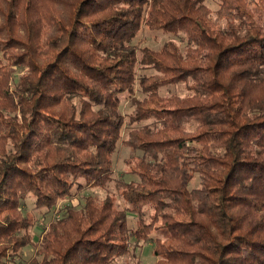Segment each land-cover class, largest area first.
I'll return each mask as SVG.
<instances>
[{"label": "trees", "instance_id": "trees-1", "mask_svg": "<svg viewBox=\"0 0 264 264\" xmlns=\"http://www.w3.org/2000/svg\"><path fill=\"white\" fill-rule=\"evenodd\" d=\"M143 26L184 50L133 45ZM0 53V264L28 245L25 264H112L151 234L155 264H264V0H0ZM136 81L125 208L87 196L34 244L21 202L49 210L110 181ZM179 82L188 95L160 94Z\"/></svg>", "mask_w": 264, "mask_h": 264}, {"label": "rangeland", "instance_id": "rangeland-1", "mask_svg": "<svg viewBox=\"0 0 264 264\" xmlns=\"http://www.w3.org/2000/svg\"><path fill=\"white\" fill-rule=\"evenodd\" d=\"M205 4L212 11H215L219 6V0H205ZM94 29V27H91ZM173 40L177 43L181 51L184 50L186 45L185 37L180 35H173L163 32H154L150 31L146 27H142L139 31L138 36L132 41L133 45L138 47H148L153 50H159L162 45L168 41ZM0 60L2 59L0 53ZM26 67L24 65L15 66L12 74V84L17 83L21 74L25 73ZM137 79L142 75H150L154 73L152 69H142L137 65L136 69ZM190 82V81H189ZM188 82V83H189ZM160 94H176L178 96H186L189 94L187 90V83L179 82L174 85L165 86L160 89ZM143 98L144 94L140 91L138 86V81H136L132 93H124L120 97L119 109L124 116V123L121 129V138L116 144V150L112 156V175L110 181H108L103 187H85L81 191H74L70 198L60 200L56 206L52 209L41 208L37 209L35 207V199L32 196H27L25 200L21 202V211L23 215H29L32 218L33 223L29 228V233L32 237V241L36 244L41 238L42 233L48 227L49 223L58 217H61L64 213V208L66 206H73L77 209H80L84 205L85 198L91 196L97 201L104 199L106 196H111L114 201V205L118 209H123L126 206L125 201L123 200L119 190L116 188V181L122 180L125 182L135 181L138 178L135 175L129 173L128 165L126 160L131 156L141 155V152H133L129 148L125 147L122 144V140L126 138L129 128L132 126L128 124V115L131 112V98ZM193 129V127H189ZM83 183V181H82ZM198 185V178L195 177L188 184V188L191 189ZM149 212V211H148ZM147 212V213H148ZM136 217L128 213L127 224L128 227L132 230L135 227ZM154 234L150 235V238L147 240H136L135 237H130V246L129 252L121 257H118L114 260L112 264H155L157 258L152 255V250L154 248ZM35 245H28L21 249L19 257L16 258L13 264H25L34 254Z\"/></svg>", "mask_w": 264, "mask_h": 264}]
</instances>
